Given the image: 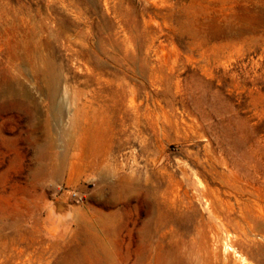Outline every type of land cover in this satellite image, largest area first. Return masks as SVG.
<instances>
[{
  "label": "rangeland",
  "instance_id": "obj_1",
  "mask_svg": "<svg viewBox=\"0 0 264 264\" xmlns=\"http://www.w3.org/2000/svg\"><path fill=\"white\" fill-rule=\"evenodd\" d=\"M255 1L0 0V264H128L127 181L132 225L172 182L184 222L224 174L264 199Z\"/></svg>",
  "mask_w": 264,
  "mask_h": 264
},
{
  "label": "bare ground",
  "instance_id": "obj_2",
  "mask_svg": "<svg viewBox=\"0 0 264 264\" xmlns=\"http://www.w3.org/2000/svg\"><path fill=\"white\" fill-rule=\"evenodd\" d=\"M250 1L258 3L255 0H238V3L246 6ZM254 3L251 22L249 19L242 22L237 31L240 37L264 32V0L259 14ZM220 179L223 191L203 192L206 221H183L182 209L187 208L185 201L190 196L188 190L183 192L179 183L172 182L163 190L159 189L161 186L156 188L153 199H143L141 206L146 216L142 220L138 208L133 225L130 222L132 202L142 200L133 197L138 184L126 180L128 264L131 261L132 264H264V199L226 174ZM138 224L141 226L135 231ZM190 233L189 240L184 239ZM134 245L137 248L133 257Z\"/></svg>",
  "mask_w": 264,
  "mask_h": 264
},
{
  "label": "built area",
  "instance_id": "obj_3",
  "mask_svg": "<svg viewBox=\"0 0 264 264\" xmlns=\"http://www.w3.org/2000/svg\"><path fill=\"white\" fill-rule=\"evenodd\" d=\"M74 196H76V194H74Z\"/></svg>",
  "mask_w": 264,
  "mask_h": 264
}]
</instances>
